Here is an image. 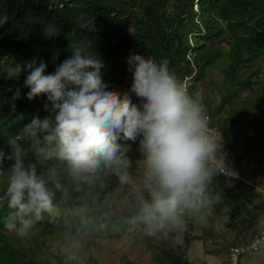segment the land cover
Segmentation results:
<instances>
[{
	"label": "clouds",
	"instance_id": "1",
	"mask_svg": "<svg viewBox=\"0 0 264 264\" xmlns=\"http://www.w3.org/2000/svg\"><path fill=\"white\" fill-rule=\"evenodd\" d=\"M32 7V0H18L15 11L0 15V66L8 79L26 73L30 102L46 97L44 118L34 116L0 146V183L9 209L4 229L28 236L34 219L54 210L57 192L67 197L62 173L78 189L93 178L111 176L131 186L140 233L151 237L183 227L189 213L211 211L218 199L207 194L213 181L238 178V172L224 152L222 133L169 62L130 53L132 83L121 93L104 82L99 54H85L77 34L59 35L54 22L41 28ZM20 98L16 88L13 99ZM128 142L138 144L135 178ZM25 145L32 148V161L26 159ZM41 164L49 165L44 172H38ZM80 210L86 212L87 205ZM133 231L123 234L136 237Z\"/></svg>",
	"mask_w": 264,
	"mask_h": 264
},
{
	"label": "trees",
	"instance_id": "2",
	"mask_svg": "<svg viewBox=\"0 0 264 264\" xmlns=\"http://www.w3.org/2000/svg\"><path fill=\"white\" fill-rule=\"evenodd\" d=\"M32 2V12L39 18L41 28L49 21L54 22L60 28L59 35L77 34L76 43L85 54H99L105 64L101 70L103 80L112 88L132 83V74L127 70L130 53L152 57L157 62L166 59L177 80L205 106L212 125L222 133L224 152H228V159L239 179L242 177L239 174L243 162L251 155L257 156L264 141V131L254 129L251 135L246 122L240 120L249 108L247 99L239 97L242 91H251L255 94L254 101L264 106V82L260 80L261 60L264 58V0ZM17 6L18 0H0V15L15 11ZM2 47L0 38V57ZM17 62L23 63V60ZM25 75L22 73L16 80L8 79L0 66V146H4L7 137L31 122L34 116L43 119L46 115L43 111L46 97H37L31 102L26 98L29 89L24 87ZM16 88L21 92L18 100L13 99ZM128 143L132 150L130 157L137 160L138 144ZM25 149L26 159L32 161V148L25 145ZM48 166L38 165V172H44ZM4 171L6 174L7 165ZM111 178L113 176L101 177L79 185L78 189L67 174L62 173L61 182L68 189L67 197L61 198L62 193L58 191L54 210L44 213L39 220L34 219L32 230L26 237L9 233L3 227V218L9 209L2 197L5 185L0 183V264H41L31 251L44 248L54 256L42 240L48 235L70 232L87 241L97 238L104 243L120 236L124 229L127 232L133 228L136 235L140 234L142 225L137 219L139 210L136 206L125 216L109 208L117 200L109 197L116 187ZM229 179L219 176L215 180ZM84 205H87V211L81 212ZM221 212L223 231L236 237L249 233L252 236L260 228L258 219L263 217L264 207L259 209L247 204ZM197 229L201 237L219 236L212 228L200 226ZM189 230L183 233L186 243L200 240L188 237L191 235ZM223 237L226 240V236ZM151 238L154 243L163 242L161 234L159 238L149 236L147 239ZM236 245L234 239L230 246ZM152 251L167 264H190L187 244L177 253L157 245L152 246ZM58 256L60 264H68L63 263L62 255Z\"/></svg>",
	"mask_w": 264,
	"mask_h": 264
},
{
	"label": "rangeland",
	"instance_id": "3",
	"mask_svg": "<svg viewBox=\"0 0 264 264\" xmlns=\"http://www.w3.org/2000/svg\"><path fill=\"white\" fill-rule=\"evenodd\" d=\"M261 67L260 80L264 82V58L261 60ZM130 86L131 84L121 85L116 90L123 93ZM199 94L200 92L197 93V96ZM239 97L247 99L248 102L249 109L244 116L240 117V120L246 122L250 134L253 135L254 129L264 131V120H262L264 118V106L254 101L255 94L251 91H242ZM133 100L136 101L134 96ZM228 111H230L229 108ZM262 143L261 148L258 149L259 154L257 156L251 155L243 162V168L239 174L242 175L240 179L238 176L235 179L215 180L212 183L207 194L209 198L218 199L212 204L211 211L205 207L187 214L184 218L183 227H170L161 233L162 243H154L153 238L150 241L147 239L149 236L143 234L144 231L136 237H132L130 234H123L125 233L124 229L123 235H117L112 241L104 243L97 238L87 241L66 232L65 234L48 235L42 239L45 242V247L49 248L54 256H51L44 248L33 250L31 254L37 255L41 264H60L58 254L62 255L63 263L67 262L68 264H167L160 255L153 253L152 246H161L172 251V253H177L187 244L189 252L187 258L190 264H228L230 261L228 248L231 247V242L234 239L237 244L246 242L250 233L236 237L229 231H223V220L220 219L223 212L221 211L247 204L259 209L264 207V141ZM226 154L228 155V152ZM259 157L262 160L259 161ZM132 160L131 172L135 178L137 176L136 160L135 158ZM110 180L116 183V187L109 194V197H116L117 200L109 208L112 212H119L125 216L135 208L131 195L132 188L129 185H120L114 176ZM92 181H96V178H93ZM251 198L254 200H250ZM261 217L259 216V221H261ZM193 225L196 226L192 227ZM200 226L214 229L219 236L214 238L201 237V232L197 229ZM187 230L191 231V235L188 237H192V240L197 237L200 240L186 243L183 239V233H186ZM223 236H226V240H223ZM237 264H264V245L258 251L240 255Z\"/></svg>",
	"mask_w": 264,
	"mask_h": 264
},
{
	"label": "built area",
	"instance_id": "4",
	"mask_svg": "<svg viewBox=\"0 0 264 264\" xmlns=\"http://www.w3.org/2000/svg\"><path fill=\"white\" fill-rule=\"evenodd\" d=\"M264 245V215L262 217L259 230L250 236L246 242H242L234 247L228 248L229 263L237 264L238 257L242 254L258 251Z\"/></svg>",
	"mask_w": 264,
	"mask_h": 264
},
{
	"label": "crops",
	"instance_id": "5",
	"mask_svg": "<svg viewBox=\"0 0 264 264\" xmlns=\"http://www.w3.org/2000/svg\"><path fill=\"white\" fill-rule=\"evenodd\" d=\"M188 254H189V252H188ZM192 263V262H191ZM202 264H205V263H202Z\"/></svg>",
	"mask_w": 264,
	"mask_h": 264
}]
</instances>
